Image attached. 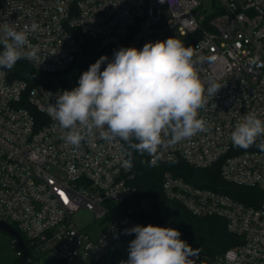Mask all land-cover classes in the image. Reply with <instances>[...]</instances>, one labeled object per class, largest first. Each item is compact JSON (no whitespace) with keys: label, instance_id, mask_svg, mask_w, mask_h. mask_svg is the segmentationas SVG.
Wrapping results in <instances>:
<instances>
[{"label":"built area","instance_id":"obj_1","mask_svg":"<svg viewBox=\"0 0 264 264\" xmlns=\"http://www.w3.org/2000/svg\"><path fill=\"white\" fill-rule=\"evenodd\" d=\"M210 1L207 10L201 0H0V23H18L17 30L36 24L28 32L36 56L22 59L38 72L56 74L74 63L77 32L101 47L142 49L153 43V26L163 10L171 11V27L188 37L183 44L193 51L205 89L211 83L221 87L214 96L205 93L199 110L208 131L165 143L148 155L149 162L218 167L225 181L258 190L261 199L254 207L169 171L162 181L168 200L195 216L223 219L240 238L212 264H264V151L256 146L264 136L247 150L233 147L230 139L246 114L264 120V0ZM61 91L29 89L0 68V223L20 233L29 263L45 255L66 263L122 264L110 250L135 239L125 229L149 225L152 201L137 197L132 168L123 166L128 155L122 140L107 141L95 130L78 147L66 143L67 130L49 114ZM82 209L91 213L96 227L85 231L91 225L80 228L74 222ZM11 239L16 257H23L17 239ZM190 259L197 264L202 255Z\"/></svg>","mask_w":264,"mask_h":264},{"label":"clouds","instance_id":"obj_2","mask_svg":"<svg viewBox=\"0 0 264 264\" xmlns=\"http://www.w3.org/2000/svg\"><path fill=\"white\" fill-rule=\"evenodd\" d=\"M17 27L18 23H0V68L12 69L22 58L36 56L28 32L37 25ZM220 87L211 83L205 89L192 49L168 38L146 43L142 49L121 47L111 60L102 55L81 74L77 87L57 94L49 114L67 130L62 138L72 146L78 147L85 135L99 130L107 141L119 138L130 149L152 155L165 143L174 145L208 131L199 110L206 102L205 93L214 96ZM262 136L264 120L248 113L235 124L230 139L233 147L247 150ZM256 146L264 151V140ZM123 166L131 169V159H125ZM133 233L128 259L122 264H193L190 257L197 253L180 239L177 229L149 224L124 230L126 235Z\"/></svg>","mask_w":264,"mask_h":264},{"label":"trees","instance_id":"obj_3","mask_svg":"<svg viewBox=\"0 0 264 264\" xmlns=\"http://www.w3.org/2000/svg\"><path fill=\"white\" fill-rule=\"evenodd\" d=\"M79 51L74 63L64 72L47 74L38 72L29 62L21 59L12 69H6L11 79L25 81L29 89L45 86L53 89L72 90L78 86L81 74L88 70L102 55L109 60L113 58L114 51L121 47H101L97 41L77 32ZM0 47V51H2ZM101 65V70L106 67ZM126 153L131 152L133 185L137 189V197L152 201L153 211L147 217L148 224L175 228L181 233L180 239L186 241L195 252L202 255L197 264H212L214 259L228 249L240 244V238L231 234L226 222L218 217H198L191 214L182 204L168 200L162 191L163 176L172 172L187 182L221 193L227 194L236 200L248 205L258 206L261 194L258 190L239 187L225 181L218 167L198 169L188 165L182 160L154 166L149 162V154H140L128 147L124 142ZM12 240V239H10ZM22 257L8 258L1 264H21ZM45 264H67L52 258L45 259ZM27 264V261L26 263ZM100 264V263H88ZM111 264H119L117 262Z\"/></svg>","mask_w":264,"mask_h":264},{"label":"rangeland","instance_id":"obj_4","mask_svg":"<svg viewBox=\"0 0 264 264\" xmlns=\"http://www.w3.org/2000/svg\"><path fill=\"white\" fill-rule=\"evenodd\" d=\"M201 2L207 10L211 9L210 0H201ZM172 20L173 16L171 11H169L168 9H164L162 12L161 21L153 26V43L157 41H164L168 38H176L183 43H186L188 41V37L181 35L177 27H171L173 25ZM73 220L80 228L91 225V227L86 228L85 231H88L90 228L96 227L98 225V222L94 221L93 216L86 209H82L81 211L76 213L73 217ZM10 239V235L0 231V262L2 263H4L8 258H16V255L11 248ZM110 255L119 262L125 261L128 259L129 255L128 247L122 244H115L110 250ZM46 258L47 257H45V255L41 257H35L33 258L32 263H29L28 261L27 264H45L44 261ZM67 264L79 263L77 260H75L74 262Z\"/></svg>","mask_w":264,"mask_h":264},{"label":"water","instance_id":"obj_5","mask_svg":"<svg viewBox=\"0 0 264 264\" xmlns=\"http://www.w3.org/2000/svg\"><path fill=\"white\" fill-rule=\"evenodd\" d=\"M0 231L5 232L8 235H10L11 237H14L15 239H17L18 249L23 251V257L21 260V264H25L28 257H29V251H28L20 233L16 229L12 228L10 225L3 223V222L0 223Z\"/></svg>","mask_w":264,"mask_h":264},{"label":"snow or ice","instance_id":"obj_6","mask_svg":"<svg viewBox=\"0 0 264 264\" xmlns=\"http://www.w3.org/2000/svg\"><path fill=\"white\" fill-rule=\"evenodd\" d=\"M63 195V194H62Z\"/></svg>","mask_w":264,"mask_h":264}]
</instances>
